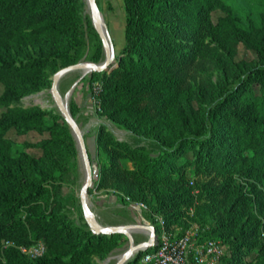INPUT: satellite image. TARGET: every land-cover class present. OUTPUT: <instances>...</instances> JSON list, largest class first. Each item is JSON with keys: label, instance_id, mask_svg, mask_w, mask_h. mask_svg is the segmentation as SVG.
Returning <instances> with one entry per match:
<instances>
[{"label": "rangeland", "instance_id": "obj_1", "mask_svg": "<svg viewBox=\"0 0 264 264\" xmlns=\"http://www.w3.org/2000/svg\"><path fill=\"white\" fill-rule=\"evenodd\" d=\"M96 1L111 47L122 44L125 0ZM174 2L177 9L191 11L185 0ZM181 13L178 19L186 20ZM207 14L215 26L212 32L193 37V22L178 33L181 42L174 44L180 50L191 49L190 62L163 65L155 60V66L144 74H121L113 72L121 60L117 54L102 72L66 73L59 91L85 139L94 138L95 148L90 151L93 184L87 201L100 225H153L159 218L154 224H160V231L164 221L168 233L183 235L198 229L197 243L217 241L222 251L219 264L230 260L233 264H264V169L247 165L254 153L244 149V143L237 142L240 157L221 168L218 161L197 165L194 150L189 149L170 158L173 172L167 178L147 180L123 175L118 181L99 186L102 165L110 162L105 149H98L103 127L154 158L180 145L183 137L198 136L215 117L225 113L256 121L264 118L261 82H249L251 70L264 64V0H212ZM21 27L12 36L0 33V62L17 65L39 57L49 62L12 71L0 80V96L6 95L0 103V197L19 201L44 184L49 192L18 213L25 220V228L0 240V264H10L12 249L35 259L60 248L59 242L51 245L36 237L30 213L61 215L98 235L88 223L81 202L87 170L79 139L53 95V84L68 52L78 58L73 64L103 63V40L88 0H69L60 4L54 16L28 24L24 20ZM110 75L108 90L123 93L126 103L124 97V102L103 105L104 83ZM246 85L250 90L243 96L250 95V104L241 103L237 97L228 100L231 90H244ZM211 109L215 114L208 116ZM26 115L34 116L37 128H26L25 122L18 120ZM69 134L74 144H70ZM44 141L50 143L45 146ZM58 141L63 145L56 147ZM118 161L126 168L135 167L125 158ZM163 204L177 215L170 225L166 215L154 211ZM118 234L122 237L117 243L103 239L93 243L84 256L67 258L62 264H116L132 244L151 237L149 230L139 228ZM39 245L44 246L41 254L36 252ZM133 264H143L142 257Z\"/></svg>", "mask_w": 264, "mask_h": 264}, {"label": "trees", "instance_id": "obj_2", "mask_svg": "<svg viewBox=\"0 0 264 264\" xmlns=\"http://www.w3.org/2000/svg\"><path fill=\"white\" fill-rule=\"evenodd\" d=\"M69 0H0V33L12 36L22 27L24 20L26 24L34 22L36 19L52 17L57 12L60 4ZM212 0H185L186 6L191 11L186 12L183 7H178L174 0H125V45L120 50V63L113 72L127 73H146L151 67L155 66V60L163 65L186 64L192 60L191 49H178L174 44L180 43L178 33L185 32L190 23H195L193 37H200L202 34L212 32L215 26L208 17V9ZM178 12V13H177ZM186 16V20L178 19L179 13ZM175 46V47H173ZM67 53V52H66ZM65 53V54H66ZM62 66L57 70L73 65L78 62V58L68 52L64 57ZM46 57L28 59L14 65L12 62H0V80H5L9 73L21 68H33L44 63H48ZM114 74V73H113ZM110 75L104 83L103 105L116 102H124L123 93L115 89H109L112 82ZM260 81L262 86V105L264 106V64L251 70L249 82ZM105 89L107 92L105 93ZM245 90H250L246 85L244 90H231L228 100L237 97L241 103L250 104V95L243 96ZM236 92V93H235ZM130 95L129 93L127 94ZM127 102V98L125 97ZM6 100V95L0 96V103ZM215 110L211 109L208 116H213ZM25 122L26 128H37L33 122V115H26L18 119ZM231 130V131H230ZM234 130V131H233ZM235 132V133H234ZM193 135V134H192ZM189 135L183 137L180 145L167 151L164 150L158 157H151L142 151L133 148L125 142L115 138L111 132L101 128L98 135V149L103 148L109 163L102 165V178L99 186L108 185L120 180L121 176L126 175L133 178L147 180H158L167 178L173 172L171 157L183 154L187 150H194L195 162L200 165L202 162H219L220 168L233 163L234 159L240 157L241 152L236 150L237 142L245 144L244 149L253 151V156L248 157L247 163L255 169H264V118L256 121L242 118L238 114L225 113L215 117L211 126L206 125L202 133L198 136ZM70 144H74V139L69 134ZM50 141H44L43 145H48ZM63 144L59 141L56 147ZM112 145V146H111ZM243 149V150H244ZM125 158L135 164L133 169L126 168L118 161ZM210 167H212L210 165ZM171 174V173H170ZM49 192L45 184L32 191L29 195L22 197L19 201L9 197H0V240L3 237H11L16 232L25 228V220L18 216V213L26 205H34L40 197ZM24 206V207H23ZM157 214L166 215V222L170 225L174 222L173 210L160 205L155 208ZM29 219L35 221L36 237L44 238L49 244L59 242V249H53L51 253L38 258H30L21 254L17 249L11 250L9 255L10 264H62L67 258L82 257L91 250L93 243H98L107 239L117 241L122 234H94L91 229H84L74 224L73 221H66L61 215H38L30 213ZM159 218L154 219V222ZM157 232H160V224H154ZM169 228V227H168ZM217 228V226H216ZM206 231V230H205ZM144 250L138 253V257L128 264L136 263L139 257L143 258ZM14 256V257H13ZM225 264H233L230 260Z\"/></svg>", "mask_w": 264, "mask_h": 264}, {"label": "water", "instance_id": "obj_3", "mask_svg": "<svg viewBox=\"0 0 264 264\" xmlns=\"http://www.w3.org/2000/svg\"><path fill=\"white\" fill-rule=\"evenodd\" d=\"M89 6L91 8L92 12V18L95 23L96 29L98 33L100 34L105 49H106V60L103 63H96V62H85V63H77L73 65H69L67 67L62 68L58 71L56 74V78L53 84V95L60 107V109L63 111L67 121L71 125L74 132L77 134V137L79 139L80 149H81V155L83 158V161L85 163V167L87 170V180L84 183L82 190H81V202L83 211L85 214V217L88 221V223L91 225V227L94 229V231L98 234H112V233H123V234H129L132 229H146L151 232V237L149 240L144 241L139 244H132L126 252L123 254V256L119 259V261L116 264H125L128 262L133 256L138 254L141 250H145L147 248H150L153 246L156 238H157V230L156 227L153 225H145V224H136V225H116V226H102L96 219L95 214L91 210L88 201H87V192L88 189L93 184V161L91 159V155L89 153V149L86 143V139L83 135V132L79 126V124L75 121L73 118L70 110L68 109L67 104L65 103L60 91H59V82L61 78L68 72L73 70H85V72L90 71H98L102 72L106 70L113 62V59L116 58V52L114 47H111L108 38H107V32L105 34V30L103 28V22L101 19L100 10L97 4L96 0H88ZM119 54V53H118Z\"/></svg>", "mask_w": 264, "mask_h": 264}, {"label": "built area", "instance_id": "obj_4", "mask_svg": "<svg viewBox=\"0 0 264 264\" xmlns=\"http://www.w3.org/2000/svg\"><path fill=\"white\" fill-rule=\"evenodd\" d=\"M161 224L162 230L157 232L153 246L144 250L147 252L143 255V264H219L222 251L217 241L197 243L198 229L174 235L167 232L164 221ZM43 250L44 246L39 245L36 252L41 254Z\"/></svg>", "mask_w": 264, "mask_h": 264}, {"label": "crops", "instance_id": "obj_5", "mask_svg": "<svg viewBox=\"0 0 264 264\" xmlns=\"http://www.w3.org/2000/svg\"><path fill=\"white\" fill-rule=\"evenodd\" d=\"M124 45H125V41L122 42V44H120V45H117L116 43H114V49H115L116 54H118L120 52V50L124 47ZM92 138L93 137H89V138L86 139V143H87V146H88V149H89V153H90L92 148H95L94 138H93L92 144L89 142L90 139H92Z\"/></svg>", "mask_w": 264, "mask_h": 264}, {"label": "bare ground", "instance_id": "obj_6", "mask_svg": "<svg viewBox=\"0 0 264 264\" xmlns=\"http://www.w3.org/2000/svg\"><path fill=\"white\" fill-rule=\"evenodd\" d=\"M103 28H104V25H103ZM104 30H105V28H104ZM105 34H106V30H105ZM107 38H108V36H107ZM108 41H109V39H108Z\"/></svg>", "mask_w": 264, "mask_h": 264}]
</instances>
